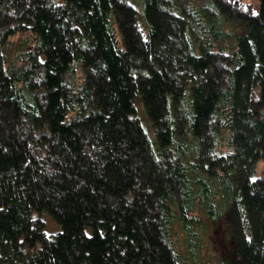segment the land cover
<instances>
[{
	"label": "trees",
	"instance_id": "1",
	"mask_svg": "<svg viewBox=\"0 0 264 264\" xmlns=\"http://www.w3.org/2000/svg\"><path fill=\"white\" fill-rule=\"evenodd\" d=\"M261 159L264 0H0V264H186L173 226L214 218L216 188L220 264H264Z\"/></svg>",
	"mask_w": 264,
	"mask_h": 264
},
{
	"label": "rangeland",
	"instance_id": "2",
	"mask_svg": "<svg viewBox=\"0 0 264 264\" xmlns=\"http://www.w3.org/2000/svg\"><path fill=\"white\" fill-rule=\"evenodd\" d=\"M185 11L191 12L193 7L203 4V0H177ZM199 26V25H198ZM226 31H232V34L240 30V26L236 22L225 23ZM200 35L206 36L207 32H198ZM232 34L230 36H220L219 40L223 41L228 46L234 42ZM236 39V35H235ZM34 42V36L29 32H22L11 38L6 51L8 63L15 66L21 63L19 55L24 49H27ZM74 74V73H73ZM75 74L81 75V70L76 68ZM71 76V73H70ZM74 77V76H73ZM73 77L71 80L73 81ZM139 114L144 122L146 115L141 104H138ZM264 166L263 159L257 163L256 175L261 174ZM232 179L227 182L229 193L232 191ZM216 206L215 217H209L204 209L196 212L199 221L192 225L191 236L183 229L181 223L177 221L173 226L172 241L176 250L183 255L186 264H220L223 261L230 262L233 260L236 253V238L232 223V207L228 203V199L221 196L222 190L216 188ZM45 221V230L48 234L59 231L60 225L53 219L47 211L36 213ZM192 240V242L189 241ZM194 247L192 250L191 247Z\"/></svg>",
	"mask_w": 264,
	"mask_h": 264
}]
</instances>
